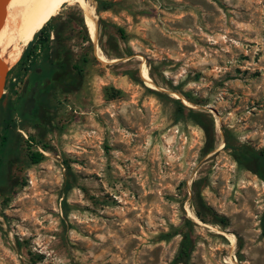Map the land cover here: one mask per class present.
<instances>
[{"label": "rangeland", "instance_id": "rangeland-1", "mask_svg": "<svg viewBox=\"0 0 264 264\" xmlns=\"http://www.w3.org/2000/svg\"><path fill=\"white\" fill-rule=\"evenodd\" d=\"M107 1L47 20L67 22L61 50L89 60L77 86L53 87L38 125L18 112L6 125L29 43L6 68L0 264H185V232L191 264H264V182L225 147L264 149V0ZM192 111L212 130L208 153ZM197 192L223 222L199 217Z\"/></svg>", "mask_w": 264, "mask_h": 264}, {"label": "trees", "instance_id": "trees-1", "mask_svg": "<svg viewBox=\"0 0 264 264\" xmlns=\"http://www.w3.org/2000/svg\"><path fill=\"white\" fill-rule=\"evenodd\" d=\"M110 2L107 0H98V9H108ZM51 18L29 42L28 46L24 49L22 57L19 60L20 65L24 66L28 80L23 97H19L18 101L9 99L8 107L6 109V125H10V120L14 118V113L18 112L25 120L34 121L39 124L40 109L46 105L47 97L50 91L55 86H63L69 88L77 86L81 79L84 64L88 62V55L78 56L76 59L72 52L68 49L61 48L64 46L63 34L67 30L66 23L54 24ZM80 24L84 26V18L81 17ZM118 31L124 35V29L117 27ZM53 36V39H52ZM83 37L86 41H90L88 33ZM56 43V45H52ZM61 50V53H60ZM66 50V52L64 51ZM176 101L180 102L179 99ZM181 103V102H180ZM180 109L184 105L180 104ZM195 120L203 126L206 132L207 141L209 142L206 148L207 153L212 151L215 147L213 145V133L207 123H205L203 113H195L192 111ZM0 181L5 180V172L3 170V157L6 152V141L8 133L0 135ZM33 141L34 137H30L28 141ZM27 141V142H28ZM226 148L231 150L235 160L243 167L251 170L264 182V149L254 150L244 144L230 143L227 139ZM44 153L39 150H31L29 158L32 163H38L44 159ZM194 199L198 208L199 217L202 220H207L204 217L210 213L212 222H217L220 219L212 209L205 203L203 197L199 192L194 195ZM205 214V215H204ZM262 234L264 236V212L261 217ZM194 246V240L190 232H185L181 241L180 251L178 254L179 260H184L185 264H191L189 261L191 250Z\"/></svg>", "mask_w": 264, "mask_h": 264}, {"label": "bare ground", "instance_id": "bare-ground-1", "mask_svg": "<svg viewBox=\"0 0 264 264\" xmlns=\"http://www.w3.org/2000/svg\"><path fill=\"white\" fill-rule=\"evenodd\" d=\"M70 1L72 0H11L0 28V79L4 76L6 68L23 51V46L46 24L53 11ZM76 1H84L89 5L87 0ZM85 20L94 39L96 22L90 10L87 11Z\"/></svg>", "mask_w": 264, "mask_h": 264}, {"label": "water", "instance_id": "water-1", "mask_svg": "<svg viewBox=\"0 0 264 264\" xmlns=\"http://www.w3.org/2000/svg\"><path fill=\"white\" fill-rule=\"evenodd\" d=\"M10 2H11V0H0V28L3 24L5 16L7 14V8H8V5ZM1 63H3V62H1ZM3 83H4V76L0 79V96H1V92H2Z\"/></svg>", "mask_w": 264, "mask_h": 264}]
</instances>
